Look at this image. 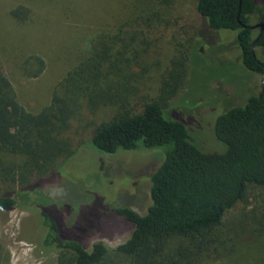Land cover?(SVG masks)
Returning a JSON list of instances; mask_svg holds the SVG:
<instances>
[{
	"label": "rangeland",
	"instance_id": "1",
	"mask_svg": "<svg viewBox=\"0 0 264 264\" xmlns=\"http://www.w3.org/2000/svg\"><path fill=\"white\" fill-rule=\"evenodd\" d=\"M196 2L0 0V71L9 79L19 103L36 114L50 104L59 81L84 58L92 37L117 32L141 12L145 17L156 16L159 20L153 18L150 25L138 22L139 27L133 24L128 29L140 32L134 44L138 55L134 66L118 76L120 87L115 89L127 93L128 108L138 113L144 103L163 97L165 83L175 84L177 75L183 73L164 106L167 112L179 113L197 142L213 153L210 151L217 149L211 140L214 117L243 105L249 96L260 92L264 80L263 75L243 70L235 33L210 30L197 15ZM263 5L259 3L253 26L258 25ZM17 7L29 10L25 21L11 16ZM254 52L264 64V50L255 47ZM32 55L44 61L35 78L25 76L21 69ZM113 113L114 108L107 105L81 108L69 121L64 136L73 148L87 146L95 125L108 121ZM162 159L161 150L139 147L106 155L90 146L79 151L68 166L33 179L37 192L31 197L41 193L52 202L42 203L40 209L52 214L64 236L89 248L102 242L115 249L129 237L133 226L116 215L114 208L127 206L139 214L146 212L150 176ZM6 190L8 182L0 181V192ZM34 213L18 208L0 213V243L5 253L1 264H58L55 251L41 248L46 229ZM219 229L222 244L218 253L198 264H264V188L248 186L245 198L226 212ZM259 229L262 231L257 232ZM108 260L129 263L115 254Z\"/></svg>",
	"mask_w": 264,
	"mask_h": 264
},
{
	"label": "trees",
	"instance_id": "2",
	"mask_svg": "<svg viewBox=\"0 0 264 264\" xmlns=\"http://www.w3.org/2000/svg\"><path fill=\"white\" fill-rule=\"evenodd\" d=\"M262 2L197 0L195 8L210 30L235 33L240 65L256 75L264 74V64L254 52L255 47L264 50V7L258 25L251 21ZM10 14L25 21L29 10L17 7ZM145 16L138 13L117 32L92 37L84 58L59 81L50 104L36 114L19 103L9 79L0 71V181L8 182L9 188L0 192V213L15 208L37 212L46 229L41 248L55 251L58 264H112L111 254L127 258L128 264H198L218 253L224 215L245 198L248 186L264 188V90L249 96L243 105L216 114L210 127L212 144L217 145L213 153L197 142L179 113L167 112L164 106L183 73L177 75L175 84L165 83L163 97L144 103L138 113L128 108L127 93L122 95L115 88L120 87L118 76L134 66L138 55L134 44L140 32L128 29L133 24L139 27L138 22L150 25L157 18ZM43 68L44 61L35 55L21 67L30 78L39 76ZM99 105L114 108L112 118L95 125L89 145L73 148L64 136L69 121L81 108ZM90 146L106 155L139 147L163 154L150 176L146 212L114 208L116 215L133 226L129 237L115 249L102 242L89 248L64 236L52 214L40 209L42 203L52 202L41 193L31 197L37 192L33 179L68 166L79 151ZM4 255L0 243V264Z\"/></svg>",
	"mask_w": 264,
	"mask_h": 264
},
{
	"label": "water",
	"instance_id": "3",
	"mask_svg": "<svg viewBox=\"0 0 264 264\" xmlns=\"http://www.w3.org/2000/svg\"><path fill=\"white\" fill-rule=\"evenodd\" d=\"M254 46V44L252 45V47ZM263 80H264V74H263ZM262 88L264 89V86H262Z\"/></svg>",
	"mask_w": 264,
	"mask_h": 264
},
{
	"label": "flooded vegetation",
	"instance_id": "4",
	"mask_svg": "<svg viewBox=\"0 0 264 264\" xmlns=\"http://www.w3.org/2000/svg\"><path fill=\"white\" fill-rule=\"evenodd\" d=\"M262 86H264V85H262ZM262 86H261V89L264 90V89L262 88Z\"/></svg>",
	"mask_w": 264,
	"mask_h": 264
}]
</instances>
